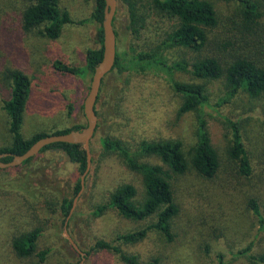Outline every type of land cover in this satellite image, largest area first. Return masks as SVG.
Instances as JSON below:
<instances>
[{"label":"rangeland","instance_id":"rangeland-1","mask_svg":"<svg viewBox=\"0 0 264 264\" xmlns=\"http://www.w3.org/2000/svg\"><path fill=\"white\" fill-rule=\"evenodd\" d=\"M58 1L74 22L52 40L40 30H23L22 14L28 0H0V149L12 143L5 102L11 95L10 71L15 69L31 80L21 130L26 139L87 123L84 102L92 77L60 72L55 62L83 68L88 51L99 47L98 26L86 21L95 1ZM136 1L137 13L143 18L138 33L131 26L130 9L123 0H118L115 16L117 49L128 56L151 51L176 25V21L154 10L149 0ZM210 1L216 6L219 25L209 33L204 52L173 48L164 54L170 65L186 62L187 72L114 71L104 78L96 106L100 128L91 141L92 162L86 175L60 150L39 154L25 166L0 169V264H40L37 254L22 257L13 247L15 238L36 228L43 231L37 253L49 251L44 264H125L115 253L95 250V244L141 230L154 219L133 221L112 209L101 217L94 215L97 207L108 203L110 194L121 186L136 188L138 204L146 194L142 175L132 171L119 154L107 152L102 139L120 140L139 163L163 165L158 157L142 153L144 142L181 141L190 158L198 142V113L178 116L183 96L174 90L172 82L203 83L192 73L193 64L202 56L221 58L223 63L243 56L264 65V17L256 34L245 36L239 32V3ZM254 1L264 12V0ZM206 83L214 105L225 96V83ZM71 105L74 110L70 114ZM204 117L220 157V169L211 180L192 170L185 175L172 174L180 207L173 220L174 241L169 243L152 230L136 245L121 244L127 254L137 255L143 263L219 264L222 258L225 264H254L238 257V252L252 246L253 254L264 253V230L250 207V202L256 200L264 218V95L254 99L242 92L230 104L206 109ZM226 117L241 124L252 165L250 177L241 176L238 164L229 156L232 130ZM83 177L84 189L75 195V187ZM25 191L40 199L42 207L26 199ZM63 197L74 200L67 217L59 210V199Z\"/></svg>","mask_w":264,"mask_h":264},{"label":"trees","instance_id":"trees-1","mask_svg":"<svg viewBox=\"0 0 264 264\" xmlns=\"http://www.w3.org/2000/svg\"><path fill=\"white\" fill-rule=\"evenodd\" d=\"M28 1L29 5L22 14V28L27 33L40 30L44 37L55 40L61 36L62 30L67 24L74 22L70 14L61 9L58 0ZM94 1V10L86 21L97 24L99 47L88 51L86 64L83 68L56 61L55 68L60 72L85 78L88 76L92 77L95 68L102 61V24L106 2L105 0ZM123 1L130 9L131 26L134 28V32L138 33V26L143 21V18L137 13L136 6L138 2L136 0ZM236 1L239 3V16L241 17L239 32L245 36L255 35L256 29L260 25V20L264 17L260 4L254 0ZM148 4L154 10L176 21V25L165 33V38L151 51L128 56L121 54L117 49L116 62L111 73L116 71L123 74L131 71L147 72L149 70L166 74H171L173 71L187 72L188 64L186 62L170 65L164 54L167 50L173 48H184L195 53H203L209 45V33L219 25L215 4L210 0H149ZM192 73L195 79L201 80L203 83L172 82L174 90L183 96V103L178 116L182 117L190 112L198 113V142L192 149L190 158L185 154L181 141L144 142L142 153L147 156L158 157L163 165L139 163L120 140L110 137L102 139V147L107 152L119 154L132 171L142 175L146 194L145 200L138 204L135 200L137 196L136 188L133 185L121 186L110 194L108 203L97 207L94 215L101 217L112 209L125 219L133 221L154 219L153 223L141 230L118 235L113 241L100 240L95 244V250L115 253L125 264H157L158 260L143 263L137 255L127 254L121 248V244L136 245L144 241L152 230L162 234L167 242L171 243L174 241L173 220L179 215L180 207L175 199L172 174L185 175L192 170L207 180H211L217 175L220 169V157L212 144L204 111L209 108L219 109L224 105L230 104L242 92L247 93L254 99L264 95V65L252 58L238 56L223 63L221 58L202 56L193 64ZM10 77L12 82L11 95L10 99L5 102V110L10 119L9 131L12 136V143L10 146L0 149V155L11 154V156L3 158V162H11L14 155L24 154L41 138L49 135L68 134L73 130H80L86 126H75L53 133L40 132L32 138L26 139L21 130L30 97L31 80L24 72L18 69L10 71ZM217 80L224 81L226 93L219 102L213 105L208 95L206 82ZM69 109L71 114L74 110L73 105ZM96 113L99 118L97 109ZM225 119L232 130V145L229 148V156L238 164L241 176L250 177L252 175V165L243 140L241 124L227 117ZM99 128L100 124L98 123L96 133ZM50 150L62 151L70 162L79 167L82 174L87 171L88 158L83 145L57 143L47 146L40 154ZM35 158L24 162L22 166L30 164ZM81 190L82 182L79 181L75 187V195H78ZM29 194L31 192L25 191L24 195L27 198H24L35 203V206L37 204L42 207V201L36 199L35 196H29ZM73 201V199L67 197L59 199V210L65 217L69 216ZM250 207L258 217L261 229L264 230V218L256 200L250 202ZM42 235V229L36 228L15 238L13 247L17 254L22 257L37 254L40 264H44L49 251L45 250L37 253L38 241ZM237 256L248 258L254 264H264V253L253 254L252 246L239 251ZM219 264H225L222 258H220Z\"/></svg>","mask_w":264,"mask_h":264},{"label":"water","instance_id":"water-1","mask_svg":"<svg viewBox=\"0 0 264 264\" xmlns=\"http://www.w3.org/2000/svg\"><path fill=\"white\" fill-rule=\"evenodd\" d=\"M106 7L104 12L103 27V58L97 65L92 76L89 93L84 102V115L86 117V126L80 130H73L68 134L49 135L35 142L30 149L22 155H14L11 162L5 163L3 158L11 156V154L0 155V169L16 168L24 164V162L38 156L47 146L65 143V144H81L86 151L88 158V173L91 162V141L95 136L98 128V115L96 106L101 92L104 78L110 74L114 68L117 57V35L114 28V20L118 9V0H105ZM84 189V177L82 179V190ZM73 246L77 249L75 243Z\"/></svg>","mask_w":264,"mask_h":264}]
</instances>
